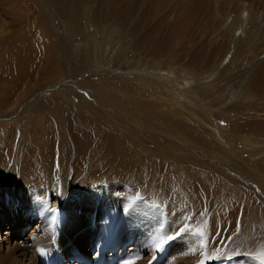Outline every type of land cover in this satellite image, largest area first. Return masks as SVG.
<instances>
[{
    "label": "bare ground",
    "instance_id": "bare-ground-1",
    "mask_svg": "<svg viewBox=\"0 0 264 264\" xmlns=\"http://www.w3.org/2000/svg\"><path fill=\"white\" fill-rule=\"evenodd\" d=\"M100 1L107 6V11L102 20L97 19L98 14H102L98 11L93 12V20L89 18L90 16L84 17V13L89 9L90 4L87 1L80 2L79 0L80 4H84L81 6L80 4L76 5L74 1V7L78 10L79 15L74 22L70 21L67 32L62 37L61 33L55 34V38H53L48 26L41 21L40 26L43 27L45 36L40 37L37 44L31 38L25 37L22 27L27 26H24V23H21L23 25L20 26V22L23 21L19 22V20L25 16L24 1L0 0V15L6 19L0 17V113L3 114L7 111L6 109L11 104L13 105L15 99L24 96V87L31 78L52 85L57 83L59 79H79L81 74L86 71L101 70L103 74L99 75L104 77L94 81L91 88L93 95L97 98L105 97L104 91L106 90L104 88L106 85H110L111 92L117 95L121 94L125 99L100 101L97 107H93L92 104L95 103L85 105L90 108L92 115L102 120L106 126H97L93 120L86 122L87 131L84 132L86 140L84 139L83 142L78 139L80 143L83 142L82 145L78 144V148L87 147L88 150L86 152L85 149L80 151L77 160L74 162L76 167H80L78 172H82L83 165L88 166L87 168H93L94 164H97L106 167L117 175V178L131 186H136L140 182L138 185L140 189L146 185L148 210L143 213V216L147 215V220L157 227L165 222L167 217L160 213L161 209L168 213V217L171 213L170 209H173L176 218H179L178 216L186 207V234L184 233L182 236H185L187 242L197 249H201V247L213 248L215 236L216 238L222 237L226 233V225L232 221L236 222L238 219L235 215L232 219L233 215L228 214L233 211L238 200L242 201L239 197L242 199L244 196V194L240 196L242 195L240 192L244 193V191H240L244 187L240 184L242 187L239 185L241 187L239 190L238 184L232 183L234 181L233 174H236L233 173L234 169L235 171L236 169L241 170L249 180L255 181L264 190V89L260 90V87L264 85V71L255 72L252 79L247 80L246 83L242 82L244 79L240 83L237 82L239 85L232 82V80L234 81L233 69L241 61L240 53L245 47H248L249 42L254 40L248 39V36H253L255 31L248 29L247 24L246 26L244 24V28H242L247 19L244 20L242 17L243 12L237 15L238 20L232 14L234 10L230 13H227L229 10L226 12L222 10L220 6L222 3L219 5V0H199L195 7L186 6V13H189V16L179 17L177 19L178 24L175 22L177 26L173 27V37L176 43L182 42L192 22H195L199 30L206 33L204 38L203 36L202 38L199 37L201 40L208 38L214 30L227 31L229 34V42L226 46L228 50L223 49L224 44H226L223 42V48L219 49V45H217L219 51L212 47L211 49L215 53L211 52L214 57H227L230 53V47L233 46L232 63L227 67L225 66L218 79H213L210 76L213 70L209 75H205L203 58L201 60L196 56L197 54H189L190 50L187 49L186 66L181 70L182 75L180 78L172 77L173 72H176L179 67L175 66L176 61L173 60V63L171 58L165 56H161V59H158L157 56L148 57L144 52L137 51L139 41L130 39L128 36H125L126 39L123 40L121 23L120 21L117 23L121 14L118 8L119 0ZM34 5L37 6L36 2L31 4L33 9L35 8ZM6 6L13 7L6 9ZM228 17L230 19H227ZM238 22L240 28L238 27L236 31H241L242 35L239 32V35L235 37L234 25H237ZM248 24L254 25V22L249 20ZM258 27L260 28V26ZM96 34L100 36L98 39ZM262 35H264V30L261 29L259 37ZM245 39H248V42H244ZM211 42H215V40L213 39ZM247 53L245 54L247 55ZM209 61L211 62V60ZM215 61L217 63L218 59ZM219 63L220 65L217 64V67H221L223 64L221 58ZM83 67L88 69L82 72ZM147 69H150L152 73H150L151 75L148 74L149 76L146 78L135 74L137 72L143 73ZM127 72L132 74L129 75ZM156 72L161 78L154 76ZM37 85H40V82H37ZM243 86L245 91L240 100L237 101L236 106H231L235 104L231 99H235V94ZM43 93L45 94V92ZM62 94L65 93L62 92ZM63 95H58L57 102H60ZM109 101H114V104L111 105L113 108L115 103L122 104L125 102L128 108L126 109L127 113H123L125 116L120 117L118 114L121 113V105L118 112L114 110L115 113H113V115L121 118L122 122L130 120L140 112L144 118L155 120L165 130L172 122L182 123V129H178L181 134L174 133L169 139H162L159 136V141L167 145L157 147L155 145L154 149L150 148L149 145L147 146L145 141H140L138 133H124L126 130H123L119 134L110 119L111 115L105 112V107L109 105ZM201 104L209 105L210 108H218L224 114L232 113L231 121L226 122L227 119L221 117L212 118L207 115L206 109L202 111L203 113L199 112V105ZM241 111L243 116L239 117ZM76 115V123H81L83 115L79 111H76ZM240 118L242 120H239ZM220 121L221 123H219ZM132 123L140 130H147L141 124ZM39 130L42 134L37 132L33 134V137L32 135L27 137L23 145L24 149H19L18 154V150H15L16 145L13 146L10 142L15 139V136L0 134V143L3 141L6 143L0 145V149L6 148V151H3L8 157L7 163L11 164L6 167L9 168L8 172L11 175L6 178L1 187L6 196L4 199L10 202V206L14 208L13 211L15 212L18 206L23 205V202L24 206L26 205L24 197H29L28 194L33 193L32 196L37 198L38 183L41 181L44 184L46 167L43 166L42 162L44 161L43 147L45 143L43 140L45 135L41 129ZM149 132L154 131L149 129ZM75 134H77L76 130ZM122 135H125L130 141ZM7 137L8 141L5 140ZM183 142L186 143L183 145L186 147V159L181 155L182 152L170 144L182 145ZM79 149L76 150L79 152ZM208 152L218 154L221 161L218 165L216 164L217 161L214 162L220 166L219 168L210 162H206L207 164L204 162L205 159H208L206 155ZM10 155L13 156L10 157ZM4 159L6 160V158ZM209 159L211 160V158ZM5 171L7 172L6 169ZM240 174L242 173L238 175ZM36 179L37 183H34ZM214 188L215 199L208 201V208L207 205L203 204L206 201L200 200L204 195L211 193L210 191ZM240 204L238 202L237 208ZM202 206L205 210H209V212L207 210V215L203 214ZM26 215V210H24V216ZM18 216L13 218L10 216L11 220L4 216L0 220V238L4 237V240H8L13 237L14 232L19 230L20 220L19 223L17 222V226L13 224ZM5 218L8 219V222L14 219V222H10L7 226V224L2 223ZM198 220L200 221L198 222ZM6 229L7 231L4 232ZM2 241H0V245ZM11 254L12 252H10ZM260 254L264 259V252Z\"/></svg>",
    "mask_w": 264,
    "mask_h": 264
},
{
    "label": "rangeland",
    "instance_id": "rangeland-1",
    "mask_svg": "<svg viewBox=\"0 0 264 264\" xmlns=\"http://www.w3.org/2000/svg\"><path fill=\"white\" fill-rule=\"evenodd\" d=\"M22 1H24L25 16L22 20H19V22L23 21L20 22V26L23 25L21 23H24V26H27L22 27L24 28L25 37L27 39L31 38L32 41L34 40L38 44V39L45 36L43 27L40 26L41 21L48 26L53 38H55V34L60 33L62 37L67 32L70 21L74 22L79 15L78 10L74 7V1L77 5L83 0H80V2L79 0ZM86 1L90 4V7L88 6L90 10L85 11L84 17L90 16L89 18L93 20V12L98 11L102 14H98L97 19L102 20L107 11L105 3L100 0H84V2ZM198 1L119 0L118 8L121 14L117 23L119 21L121 23L123 40L126 39L125 36H128L130 39L139 41L137 51L144 52L148 57L157 56L158 59H161L165 56L171 58L172 62L173 60L176 61L173 63L175 66H179V69L177 68L176 72H173L172 77L177 76L179 78L182 75L181 70L186 66V50L189 49V54H197L196 56L201 60L203 58L205 75H209L213 70L210 73L211 78L218 79L225 66L227 67L232 63L233 46L230 47V53L227 57H214L212 55L214 51L211 48L213 47L219 51L223 48L224 42L226 44H224L223 49L228 50L226 47L229 42L227 31L214 30L208 38L201 40L199 37L202 38L203 36L204 38L206 33L199 30L195 22H192L182 42L176 43L173 37V27L177 26L175 25V22L178 24L177 19L184 15L189 16V13H186V6L195 7ZM232 1L219 0V5L222 3L220 6L224 12L229 10L227 13H230L234 10L232 14L237 19V15L243 12L242 17H244V20L247 19L245 22L242 20L244 22L242 28H244V24L245 26L247 24L248 29L255 31L253 36H248V39L254 40L249 42L248 47H245L246 49L244 48L240 53L241 61L233 69L234 81L232 80V82L240 83L244 79L242 82L246 83L247 80L252 79L255 72L264 71V35L259 37L261 29L264 30V0ZM35 2L37 6L34 5L35 8L33 9L31 4ZM232 3L233 5H231ZM80 5L84 6V4ZM208 5L210 6V4ZM8 7L5 8L9 9ZM1 19L4 18L1 17ZM10 19L8 21H11ZM12 19L14 20V18ZM249 20H252L254 25H249ZM203 21L204 19L202 23ZM238 24L239 22L234 25L235 31L238 27L240 28V24ZM118 29L120 30L119 26ZM245 30L247 31V28ZM239 32L236 31L235 37L239 35ZM96 36L97 39L100 37L99 34H96ZM213 39L215 42H211ZM248 39H245L244 42H248ZM98 42L101 41L98 40ZM217 45H219V49ZM220 58L223 60V64H221V67H217V64L220 65ZM217 59L218 62L216 63L215 60ZM83 68L82 72L88 69L87 67ZM101 73V70L94 69L82 73L79 79H59L57 83L52 85L31 78L24 87L23 99H15L13 105L11 104L6 109L7 111L3 114L0 113V134L15 136L14 141L10 142L13 146L16 145L17 154L19 149H24L23 145L27 137L31 135L33 137V134L37 132L41 133L39 129L43 131L45 146L43 147L44 161L42 163L46 167L45 175L48 176H44V184L41 181L38 183V197L32 196L33 193L28 194L29 197H24L26 205L24 206L23 202V205L18 206L17 209L15 208L16 212L13 211L14 208L10 206V202L4 199L6 196L1 187L6 178L11 175L8 172L9 168H6L7 165L10 166L11 164L7 163L8 157L4 153L6 148L0 149V197L2 196L0 198V220L4 216L13 218L19 215L13 224L17 226L19 220L21 224L19 230L13 233L12 238L8 240H4V237L0 238V241L3 240L0 245V264H129V262L130 264H264V259L260 254L264 252V190L255 181L249 180L241 170L236 169L237 172L235 169L234 172L232 170L233 173H236L233 174L234 181L232 183L236 182L238 188L241 185L244 187L242 190H240L242 186L239 188L240 191H244V193L240 192L242 194L240 196L244 194V200L243 197L242 199L239 197L244 203L238 200L237 204L238 202L243 204L239 205L241 206L240 209L235 204V207L233 206L235 211L233 209L231 213H228L230 216L233 215L232 219L234 215L238 219H236V222L232 221V223L226 225V233L222 237L216 238L215 236V246L209 248L210 250L206 247L197 249L187 242L185 236H182L184 233L186 234V207L178 216L179 218H176L173 209H170L169 217L168 213L161 209L160 213L167 217L166 221L157 227L147 220V215L143 216V213L148 210L146 185L140 187V189L138 187L140 182L136 186H131L117 178V175L106 167L97 164H94L93 168H87L88 166L83 165L82 172H78L80 167H76L74 162L77 160L80 151L85 149L86 152L88 150L87 147L78 148L79 141L84 142V139L86 140L84 135V132L87 131L86 122L93 120L97 126H106L102 120L94 117L90 108L85 105L95 103L92 105L97 107L100 101L125 99L123 95L111 92L110 85H106L104 88L106 90L104 91L105 97L97 98L93 95L91 92L92 85L94 81L96 82L104 77L99 75ZM150 73L152 71L147 69L143 73L137 72L135 74L146 78L151 75ZM127 74L131 75L132 73L127 72ZM158 75L156 72L154 76L161 78ZM31 77H34V75H31ZM37 82H40V85H37ZM263 89L264 85L260 87V90ZM244 91L245 87L243 86L235 94V99H231L235 102L231 106L237 105V101L240 100ZM62 92L65 94L63 95ZM58 95H63L60 102H57ZM108 104L105 107V112L111 115L110 119L114 123L116 132L121 134L123 130H126L124 133H138L139 140L145 141V144L152 149L155 148V145L156 147L167 145L159 141V136L162 139H169L174 133L181 134L178 129H182V123L172 122L165 130L155 120L144 118L140 112L130 120L122 122V119L113 115V113H115L114 110L118 112L121 105V113L118 114L120 117L125 116L123 113H127L126 109H128L125 102H122V104L115 103L114 108L111 106L114 101H109ZM199 107V112L206 109L208 116L212 118L221 117L227 119L226 122L231 121L233 116L232 113L224 114L218 108H210L209 105L201 104ZM76 111L83 115L81 123H76ZM241 116H243L242 111L239 113V117ZM132 122L141 124L147 130L143 131L141 129V131ZM149 129L154 132H149ZM75 130L77 134H75ZM122 136L129 140L125 135ZM5 140L8 141V137ZM83 142L80 144L82 145ZM89 142L91 143V140ZM2 144H6L5 141L0 143V145ZM170 144L182 152L181 155L186 159V147L183 146L186 144L185 142L182 145ZM76 149H79V152ZM208 153L206 154L208 159L204 158V162H210L217 166L221 161L218 154L216 152ZM12 156L10 155V157ZM214 161L218 162L217 165ZM210 169H212L211 166ZM34 183H37V179ZM214 190L215 188L200 200L202 202L203 200L206 201L203 204L207 205L208 208V201L215 199ZM203 206V214L207 215L209 210L207 209V212ZM204 207L206 208V206ZM24 210H26V216H24ZM9 220L11 219L9 218ZM10 222H14V219L9 222L6 218L2 220V223L7 224V226ZM6 231L7 229L4 232ZM10 252H12L11 255Z\"/></svg>",
    "mask_w": 264,
    "mask_h": 264
},
{
    "label": "snow or ice",
    "instance_id": "snow-or-ice-1",
    "mask_svg": "<svg viewBox=\"0 0 264 264\" xmlns=\"http://www.w3.org/2000/svg\"><path fill=\"white\" fill-rule=\"evenodd\" d=\"M129 264H130V262H129Z\"/></svg>",
    "mask_w": 264,
    "mask_h": 264
}]
</instances>
